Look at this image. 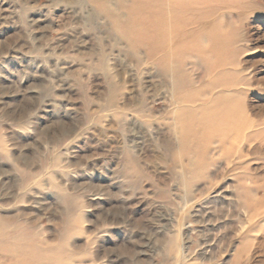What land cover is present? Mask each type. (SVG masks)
I'll list each match as a JSON object with an SVG mask.
<instances>
[{
    "label": "rangeland",
    "instance_id": "374dc122",
    "mask_svg": "<svg viewBox=\"0 0 264 264\" xmlns=\"http://www.w3.org/2000/svg\"><path fill=\"white\" fill-rule=\"evenodd\" d=\"M119 1L0 0V264H264V0H201L245 128L181 158Z\"/></svg>",
    "mask_w": 264,
    "mask_h": 264
},
{
    "label": "bare ground",
    "instance_id": "6f19581e",
    "mask_svg": "<svg viewBox=\"0 0 264 264\" xmlns=\"http://www.w3.org/2000/svg\"><path fill=\"white\" fill-rule=\"evenodd\" d=\"M126 1L127 2L124 0L119 1L120 13L117 15H110V20L118 32V39L125 41L129 52L133 56H143V60L141 59L138 63L142 64V61H144V65H149L151 68L155 69L160 81L159 84L166 90V99L162 102L163 104L167 102V105L162 120L165 122L164 125H167L172 138L179 141L177 158H181L184 155L186 156L192 148V143L199 142L198 140H200L204 134L210 133L211 131L212 134L213 131L215 134V132L219 130H226V132L230 133H242L245 128L244 115L240 113L241 110H238V115H235V109L229 102V90H227L225 83H220L222 81L223 69H225L226 62H224V60H217V57L214 55V53H216V47H218L219 44H217L218 41H216L217 36L215 33L213 35V31L211 33V28H209V13L208 15L203 14L205 10L203 13H200L204 2H201V0ZM209 2L210 1L205 3L209 4ZM210 8L212 7L210 6ZM215 28L216 27H214L213 30H215ZM218 31H220V29ZM201 37H206L207 42L204 44L199 43L198 39ZM222 39L220 46L223 45ZM223 47H221V50H223ZM190 51L202 58L204 57V59H211V61L207 62V64H211L208 65V69L205 73V76L209 78V80L199 87L185 69L188 60L186 57L188 54H191ZM219 58L218 56V59ZM220 79L221 81H219ZM151 109H153V107ZM226 132L223 133L226 135L228 134ZM195 147L197 148V146H194V148ZM195 152L193 153L195 154ZM191 155L188 154V157ZM190 158L188 159L189 161ZM189 161H187V163H189ZM185 168L187 167L185 166ZM25 235H27V233ZM34 238L32 237V239ZM13 239L16 240V238ZM13 239L12 241H15ZM8 242L9 241H7V243ZM16 245L18 244L16 243ZM16 247L14 248L16 249ZM26 247H24V250H17L20 255H12L13 257L11 258L15 257L13 264H21L27 259L25 258L27 256H25V252H28L30 248L25 250ZM36 249L38 248H35V251ZM43 255L45 254L43 253ZM27 260L29 262V259Z\"/></svg>",
    "mask_w": 264,
    "mask_h": 264
}]
</instances>
